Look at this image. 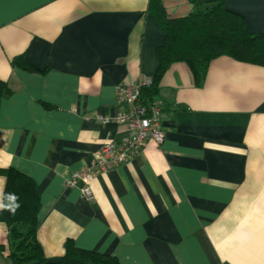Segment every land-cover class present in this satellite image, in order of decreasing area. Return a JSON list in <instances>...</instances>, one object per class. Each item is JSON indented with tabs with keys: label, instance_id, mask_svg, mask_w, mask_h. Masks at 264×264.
I'll return each mask as SVG.
<instances>
[{
	"label": "crops",
	"instance_id": "crops-1",
	"mask_svg": "<svg viewBox=\"0 0 264 264\" xmlns=\"http://www.w3.org/2000/svg\"><path fill=\"white\" fill-rule=\"evenodd\" d=\"M217 1L264 32V0H163L171 16ZM150 0H0V168L40 191L37 237L57 260L73 240L121 264H264V66L213 59L197 85L185 61L159 80L162 143L95 172L79 171L126 125L96 115L130 112L116 86L154 76L165 33ZM6 176L0 173V208ZM0 264L10 257L0 221ZM37 264V263H30Z\"/></svg>",
	"mask_w": 264,
	"mask_h": 264
},
{
	"label": "trees",
	"instance_id": "trees-1",
	"mask_svg": "<svg viewBox=\"0 0 264 264\" xmlns=\"http://www.w3.org/2000/svg\"><path fill=\"white\" fill-rule=\"evenodd\" d=\"M149 10L163 29L165 41L158 47L154 84L143 89V99L160 94V77L177 61L188 63L197 85L203 83L211 61L222 55L264 66V32L250 31L244 17L223 1L182 16H171L163 0H150ZM10 92L8 83L0 79V99ZM0 173L6 176L0 221L8 227L14 264H121L115 255L81 248L73 240L67 241L62 256L50 259L37 237L40 191L35 180L14 166L0 168Z\"/></svg>",
	"mask_w": 264,
	"mask_h": 264
},
{
	"label": "built area",
	"instance_id": "built-area-1",
	"mask_svg": "<svg viewBox=\"0 0 264 264\" xmlns=\"http://www.w3.org/2000/svg\"><path fill=\"white\" fill-rule=\"evenodd\" d=\"M154 84V77L143 75L137 82H123L116 86V100L118 104L132 105L130 112L117 113L109 116L97 114L102 123L114 121L126 125V132L119 140H108L100 147V155L85 168L73 173L68 185H76L79 180L84 182L81 187L83 196L91 198L93 193L90 180L95 172L106 171L110 168L126 163L133 159L145 146L147 141L155 140L162 143L165 137L163 118L166 103L160 96L149 100L141 97L145 87Z\"/></svg>",
	"mask_w": 264,
	"mask_h": 264
}]
</instances>
